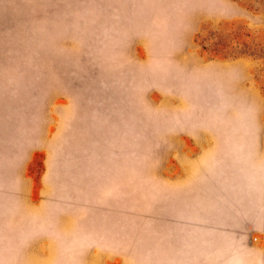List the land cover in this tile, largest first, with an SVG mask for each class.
I'll use <instances>...</instances> for the list:
<instances>
[{
  "label": "rangeland",
  "instance_id": "1",
  "mask_svg": "<svg viewBox=\"0 0 264 264\" xmlns=\"http://www.w3.org/2000/svg\"><path fill=\"white\" fill-rule=\"evenodd\" d=\"M0 264H264V0H0Z\"/></svg>",
  "mask_w": 264,
  "mask_h": 264
}]
</instances>
